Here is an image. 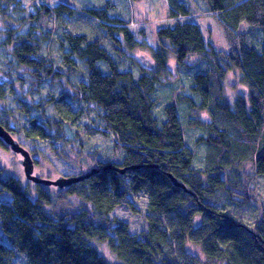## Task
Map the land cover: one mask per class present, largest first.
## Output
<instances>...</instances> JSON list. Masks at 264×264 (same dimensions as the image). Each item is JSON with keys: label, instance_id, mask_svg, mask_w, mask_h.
Returning <instances> with one entry per match:
<instances>
[{"label": "trees", "instance_id": "1", "mask_svg": "<svg viewBox=\"0 0 264 264\" xmlns=\"http://www.w3.org/2000/svg\"><path fill=\"white\" fill-rule=\"evenodd\" d=\"M167 1L170 18L155 30L154 47L144 39L136 40L128 27L129 14L111 15L113 0L82 8L86 18L95 22L91 35L66 24L79 4L69 0L54 6L43 3L31 14L33 19L54 21L47 31L50 36L33 31L23 36L13 25L2 31L1 44L11 53L7 67L25 71L33 90L46 79L76 74L78 63L86 70V78L71 84L70 91L49 95L26 113L4 110L2 126L12 135L22 133L25 138L48 140L51 147L57 142L67 148L66 124L73 126L82 117L81 101L92 106L103 125L90 127L89 132L112 136V150L123 152L119 163L95 160L94 165L139 167L124 173L100 169L66 187V196L76 195L89 205L65 214H53L47 207L63 198L58 193L61 189L52 193L34 184L30 190L19 176H4L0 169V195H10V200H0V230L5 236V242H0V264H12L14 252L23 253L28 264H108L92 240L107 242L119 264H264V207L248 224L222 201L225 191L252 198L246 161L257 175H264V0H202L199 8L206 7L228 50L215 47L199 22L191 19L197 14L191 10L194 0ZM5 8L0 5V13ZM138 32L144 35V30ZM48 39L54 50L51 54L60 58L63 69L44 50ZM137 47L151 50L152 57L144 55L153 65L147 66L138 56L136 73L128 52ZM193 57L200 58L205 68L191 70L187 61ZM171 59L176 72L182 70L187 76L192 95L170 85L160 119L155 107L164 100L156 89L163 78L171 80ZM233 69L247 88L246 93L228 100L223 80ZM6 82L0 80V101L7 94ZM9 90L13 92V86ZM182 102L192 115L197 108L210 117L207 122L197 115L184 118L197 130L192 144L186 124L182 122V130L180 123ZM32 109L37 113L32 115ZM23 118L26 125L21 123ZM201 126L203 132L198 129ZM72 140L83 145L79 129L73 130ZM204 142L205 157L197 166L198 147L192 145ZM0 147H5L1 140ZM168 173L190 193L173 185ZM242 174L247 176L243 184ZM129 192L147 196V224L139 234L132 233L126 221L109 217ZM188 241L198 245L205 260L197 252H184Z\"/></svg>", "mask_w": 264, "mask_h": 264}, {"label": "rangeland", "instance_id": "2", "mask_svg": "<svg viewBox=\"0 0 264 264\" xmlns=\"http://www.w3.org/2000/svg\"><path fill=\"white\" fill-rule=\"evenodd\" d=\"M60 1L66 0H14V2L6 4L4 1L0 0L1 6H6L4 13H0V80H7L5 86L7 88V94L5 95L3 101H0V117L2 116L4 110L8 111L13 109L15 113L22 112L26 113V110L34 103L46 99L49 95L58 96L63 91H70L71 84L75 85L80 79L86 78V70L81 63H78L76 69L78 72L74 75L68 74L67 77H61L59 79L51 78L46 79L42 83L36 86V90L31 87L30 78L28 74L24 72H17L15 69L7 67L6 62L11 59L10 48L1 44V33L4 29L9 28L13 25L17 33L24 36L27 31H33L35 34H47V32L53 27L54 21L48 20L44 21L41 17L33 19L31 14L34 13L38 6L44 4L54 6ZM79 2L76 6L77 11L74 12L73 17L66 19V24L72 29H79L87 31L91 34L94 33L95 22L86 18L87 14L82 11V8L88 6L93 7V5H103L106 0H69V2ZM114 2V10L110 11L111 15L118 14L122 17H127V14L131 16L129 29L133 32L137 41L144 39L151 47L156 45V35L155 30L165 22L169 21L170 10L167 0H119ZM203 6L202 0H194L191 10L197 13L191 16V19L199 22L200 26L204 31V36L213 42L214 46L221 50H228L229 46L226 44V40L222 34L221 29L214 22L212 16L208 14L205 8H199ZM79 10V11H78ZM204 12L199 14V12ZM192 14V13H191ZM89 16V15H88ZM144 30V35H140L138 30ZM53 46L51 47L50 39H48L44 44V50L47 54L52 57V61L62 67V62L60 58L56 55H52L51 52ZM134 58L135 65L133 67L134 72L137 73L139 59L138 56L142 54H148L151 56V50L143 47H137L128 52ZM191 70L199 69L202 70L203 66L202 60L200 58H189L187 61ZM102 64V63H100ZM195 66V67H193ZM169 67L173 70V74L170 75L171 80H166L163 78L164 82L161 84L159 89H156L157 95L160 101L156 104L155 115L161 119L164 116L161 105H163L169 98H165L170 88L169 86L176 87V91L181 93H192L189 91V80L187 76L183 75L182 70H175V60L171 59L169 62ZM224 84V95L228 100H232L236 95L242 94V89L246 91V85H244L240 73L233 69L226 72L223 80ZM13 86V92H9V88ZM171 87V88H172ZM35 89V88H34ZM165 99H164V98ZM163 98V99H162ZM23 100V101H20ZM181 104V105H180ZM179 107L180 110L181 126L182 130L184 124H186L187 139L190 144L193 143L195 136L197 135V130L194 126H189L190 122L187 120L183 121L185 117L192 118L197 115L201 122H207L210 117L206 110H196L192 112L182 103ZM79 106L82 108V117L78 122L69 126L66 124L65 134L70 138V142L67 148L62 147L61 144L54 142L53 146L49 145L48 140H42L39 138H25L22 133H15L13 137L18 140V142L26 147L31 157L34 160V174L39 177L55 179L58 176H73L83 173L87 168L94 167L97 165L96 161H110L119 163L123 159L122 150H112L114 149L115 140L112 136L105 137L100 132L93 133L89 132L90 127H96V129L103 128L100 118L95 114L91 105H85L83 102H79ZM206 112V113H205ZM37 113L35 110H31V114ZM187 113V114H186ZM189 114V115H188ZM12 123V121H10ZM184 124H183V123ZM21 123L26 125L27 120L22 119ZM207 124V123H205ZM92 128V129H93ZM75 129H79V137L83 140V145L80 146L78 140H72V132ZM199 130L203 132V127H198ZM91 130V129H90ZM200 134V133H199ZM197 144V143H195ZM192 145V148L196 147V165L201 166L202 161L205 156L207 146L204 142L201 144ZM189 145V144H188ZM205 147H199L204 146ZM190 146V145H189ZM86 149H90L89 151ZM93 149H95L93 151ZM67 151V152H65ZM65 152V153H64ZM96 153V155H95ZM91 155V157H90ZM19 154L13 152L5 144V147H0V169L1 174L6 175H16L19 176L24 184H26L30 190H34V183L28 181L22 171V167L17 162ZM96 160V161H95ZM96 163V165H94ZM249 161L244 163V171L248 173V186L251 189L252 198H244L242 195L232 194L230 196V191L224 192V197L222 201L228 206V210L237 214L240 220L246 221L248 224L254 222L257 212L259 213L261 208L264 207V175L260 176L255 173L254 168ZM247 179V176L242 174L241 183L243 184ZM46 190L50 192L57 191L55 186L45 187ZM66 188V187H65ZM65 188L58 191V193L63 197L58 200V203L53 206H47L50 208V212L53 214H65L68 212L78 211L82 206H88L89 204L83 199L76 195L69 194L66 196ZM223 195V194H222ZM66 196V199L63 200ZM0 200H10V195L3 193L0 195ZM63 200V201H62ZM135 207V208H133ZM147 210V196L144 193H133L129 192L125 199L109 213L110 218H117L126 221L129 224V229L132 233L139 234L143 228L146 227V214ZM0 242H5V236L0 230ZM93 245L96 247L97 251L104 257L108 264H119V260L116 255L111 251L107 242H100L92 240ZM184 252L199 253L202 259L205 260L204 256L201 254L200 249L197 244L188 241L185 245ZM12 264H28L27 259L23 253L14 252L11 258Z\"/></svg>", "mask_w": 264, "mask_h": 264}, {"label": "water", "instance_id": "3", "mask_svg": "<svg viewBox=\"0 0 264 264\" xmlns=\"http://www.w3.org/2000/svg\"><path fill=\"white\" fill-rule=\"evenodd\" d=\"M139 59L146 64L147 66H152L153 62L151 58L147 57L146 55L142 54L139 56ZM243 93H246L244 89H242ZM0 140L8 146L10 150L20 155L17 162L22 167L23 175L28 180L33 182L35 185H41L43 187L48 186H55L57 189H63L65 187H69L70 185L82 181L84 179L89 178L92 174L97 173L100 169L107 170L112 169L116 170L120 173H124L128 169H134L139 167L138 165L132 166H118L114 163H107L103 166H94L87 168L83 173L73 175V176H58L55 179H48L36 176L34 174V160L31 157V154L27 148L22 146L17 139L13 137V135L0 124ZM168 176L173 183V185L182 188L185 192H189L190 190L187 189L183 182L178 181L172 174L168 173Z\"/></svg>", "mask_w": 264, "mask_h": 264}]
</instances>
